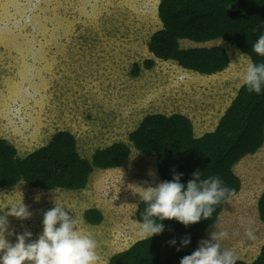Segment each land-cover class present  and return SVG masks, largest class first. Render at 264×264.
Masks as SVG:
<instances>
[{"label":"rangeland","instance_id":"rangeland-1","mask_svg":"<svg viewBox=\"0 0 264 264\" xmlns=\"http://www.w3.org/2000/svg\"><path fill=\"white\" fill-rule=\"evenodd\" d=\"M158 1L0 0V138L9 139L20 155L61 129L75 136L82 156L115 141L131 148L122 166L94 169L80 190L36 189L23 182L0 187V216L21 200L32 213L24 220L7 215L5 236L10 242L26 230L32 233L30 240L37 239L43 213L57 202L98 242L99 264H105L111 254L143 238L133 216L138 192L161 181L154 157L135 149L128 133L144 115L157 112L187 116L196 136L212 130L243 83L250 59L221 39L179 43L226 49L228 66L210 75L153 57L147 41L161 26ZM148 58L154 59L151 68L142 65ZM134 63L140 66L137 75L131 73ZM233 171L240 189L224 203L201 240L210 239L213 231H227L222 248L234 251L236 264H250L264 242V223L256 207L264 189V142ZM87 208L99 210L98 224L85 221ZM249 221L254 240L245 235Z\"/></svg>","mask_w":264,"mask_h":264},{"label":"trees","instance_id":"trees-1","mask_svg":"<svg viewBox=\"0 0 264 264\" xmlns=\"http://www.w3.org/2000/svg\"><path fill=\"white\" fill-rule=\"evenodd\" d=\"M157 16L160 28L153 31L147 49L153 57L170 60L178 66L210 75L224 70L229 54L221 45L181 47L180 40L203 43L221 39L247 55L252 63L264 62L252 45L264 34V0H159ZM153 58L142 65L151 68ZM139 65L131 73L137 75ZM128 140L138 151L154 157L161 179L172 180L173 173H183L186 186L193 173L201 179L219 177L223 185L236 194L241 186L233 166L244 156L256 152L264 142V88L260 94L250 92L243 83L219 115L212 130L198 136L193 124L181 113H148L128 133ZM131 148L123 141L97 147L89 157L82 156L75 136L68 130L55 131L41 146L20 155L7 138H0V187L10 188L19 182L44 190L85 188L94 169L122 166ZM225 202L215 206L211 218L187 227L175 219L160 221L165 228L150 238H140L127 248L111 254L105 264H180L183 256L198 247L205 231L214 224ZM257 214L264 223V189L257 199ZM146 208L140 200L134 219L142 220ZM85 221L98 224L102 218L96 208L83 212ZM191 242L181 247V240ZM175 239L176 244L170 243ZM180 250L177 251V248ZM250 264H264V242Z\"/></svg>","mask_w":264,"mask_h":264},{"label":"clouds","instance_id":"clouds-1","mask_svg":"<svg viewBox=\"0 0 264 264\" xmlns=\"http://www.w3.org/2000/svg\"><path fill=\"white\" fill-rule=\"evenodd\" d=\"M252 50L264 57V34L252 45ZM242 80L250 92L260 94L264 88V62L248 63ZM149 175L154 176V173L150 171ZM182 175L174 172L172 180L143 186L138 192L140 200L146 205L142 220L138 222L141 237L150 238L162 233L165 226L160 221L165 219H175L186 227L202 218L209 219L215 206L228 202L234 195V190L224 186L218 176L201 179V173L197 171L185 186L180 180ZM145 184L148 182L145 181ZM69 211L55 202L53 208L43 213V231L37 239L30 240L32 233L26 230L17 234L16 242L12 243L5 236L8 231L7 215L24 220L32 213L23 200L10 205L8 214L0 216V264H99L98 242L80 230L78 220ZM248 223L245 235L254 240V230L251 222ZM228 235L227 231H213L210 239L200 240L197 249L183 256L180 264H236L239 258L234 251L221 245ZM190 242V236L184 237L181 247ZM170 243L175 245V239ZM179 250L180 247L177 248Z\"/></svg>","mask_w":264,"mask_h":264},{"label":"bare ground","instance_id":"bare-ground-1","mask_svg":"<svg viewBox=\"0 0 264 264\" xmlns=\"http://www.w3.org/2000/svg\"><path fill=\"white\" fill-rule=\"evenodd\" d=\"M16 77H17V76H16ZM12 78H13V77H12ZM18 80H19V79H18ZM21 81H23V80H21ZM21 81H20V82H21ZM20 82H19V83H20ZM19 85H20V84H19Z\"/></svg>","mask_w":264,"mask_h":264}]
</instances>
